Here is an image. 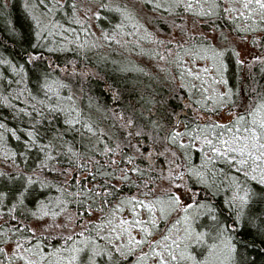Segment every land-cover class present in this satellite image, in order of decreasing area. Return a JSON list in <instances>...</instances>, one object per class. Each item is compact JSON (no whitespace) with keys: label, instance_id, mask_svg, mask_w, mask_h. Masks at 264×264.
<instances>
[{"label":"snow or ice","instance_id":"obj_1","mask_svg":"<svg viewBox=\"0 0 264 264\" xmlns=\"http://www.w3.org/2000/svg\"><path fill=\"white\" fill-rule=\"evenodd\" d=\"M22 7L27 46L0 55V264H255L264 0ZM113 43L122 58L103 60L124 82L105 80L101 101L89 87L101 73L85 61Z\"/></svg>","mask_w":264,"mask_h":264},{"label":"trees","instance_id":"obj_2","mask_svg":"<svg viewBox=\"0 0 264 264\" xmlns=\"http://www.w3.org/2000/svg\"><path fill=\"white\" fill-rule=\"evenodd\" d=\"M23 2L24 0H9L8 11L6 13H0V55L18 59L22 48L27 46L29 21L22 7ZM93 11H95V8H93ZM104 16H109V13L105 11ZM109 18L112 19L113 23H115V20L118 17ZM9 21H11L12 24H9ZM91 23L93 28L97 29V31L101 25H103V27H108L107 22L103 18H101L99 21L93 20ZM13 25H15L16 28L15 33L11 31ZM105 53H107V55L112 59L122 58V50L113 43L111 48H108V46L105 45L103 48L94 49L93 52L88 54V61H85V63H89L90 66L97 67V70L101 73V78L98 79L96 77H92L91 83L89 84V87L94 90L93 94L99 96L101 101L110 98V93L105 87V80H107L108 83H112L113 80L121 78L120 82L123 83V78L125 77V74L115 72L114 68L111 66V60H103ZM44 55L47 56L48 52L45 51ZM69 55H71V53H69ZM123 55L126 56L128 53H123ZM97 57L102 58V63L100 66L96 65ZM133 59L139 58L133 54ZM104 64L109 65V67L105 69ZM150 67L154 73H157L163 77L164 74L160 72V69L155 66V63L151 64ZM255 71L259 72V68L255 69ZM126 78L129 81L133 79H141L145 85L151 83L147 77L139 76L137 73L132 71L127 73ZM152 87L159 89L164 87V84L153 83ZM0 115L7 116L8 113L0 108ZM251 247L257 249L258 251L250 252L249 258L255 261V264H261V261H264V245L257 243L251 245Z\"/></svg>","mask_w":264,"mask_h":264}]
</instances>
